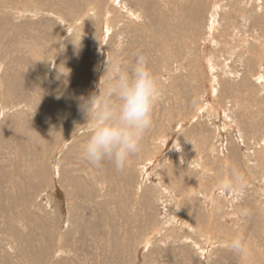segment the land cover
I'll use <instances>...</instances> for the list:
<instances>
[{
	"label": "rangeland",
	"instance_id": "1",
	"mask_svg": "<svg viewBox=\"0 0 264 264\" xmlns=\"http://www.w3.org/2000/svg\"><path fill=\"white\" fill-rule=\"evenodd\" d=\"M138 52L153 125L96 167L83 101ZM0 264H264V0H0Z\"/></svg>",
	"mask_w": 264,
	"mask_h": 264
},
{
	"label": "clouds",
	"instance_id": "2",
	"mask_svg": "<svg viewBox=\"0 0 264 264\" xmlns=\"http://www.w3.org/2000/svg\"><path fill=\"white\" fill-rule=\"evenodd\" d=\"M50 62L55 69L53 58ZM109 79L113 82L83 101L87 122L91 121L83 157L96 167L111 161L117 170H123L153 125V110L161 93L158 78L142 52L137 53L132 67ZM240 243L237 238L231 247L239 250Z\"/></svg>",
	"mask_w": 264,
	"mask_h": 264
}]
</instances>
